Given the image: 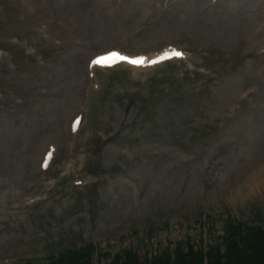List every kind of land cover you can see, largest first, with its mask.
Returning <instances> with one entry per match:
<instances>
[{
  "label": "rangeland",
  "instance_id": "374dc122",
  "mask_svg": "<svg viewBox=\"0 0 264 264\" xmlns=\"http://www.w3.org/2000/svg\"><path fill=\"white\" fill-rule=\"evenodd\" d=\"M26 1L39 13L51 14L56 13V7L62 0ZM243 1L222 0L223 7L216 9L210 8L208 0H180L174 7L170 0H132L123 6L115 0L73 2L84 12L98 14L100 7H104L109 16L121 15V19L112 22L120 34L119 43L137 51H155L168 43L186 46L190 42L200 54L207 49L198 48L206 39L210 42L216 36L230 41L235 37V30H240L243 36L240 51L233 53L246 55L242 61H235L237 65L244 63L237 73H229L225 64L227 57L217 46L216 58L205 64L210 69L214 68L216 73V77L207 82L208 88L197 91L194 83L174 86L168 80L152 89L128 86L130 90H139L134 93L129 109L123 113L121 107L108 109L109 104H98L94 109L98 113L94 132L83 128L80 134L70 136L67 131L69 116L82 108V97L89 94L85 86L78 84L82 73H79L80 67L74 63L64 64L62 70H57L58 75L47 68H32L27 64L16 71L4 66L0 68L3 73L0 74V89L7 99L14 94L33 95L44 104L45 113H40V120L47 122L50 118L48 123L38 127L31 119L34 117L27 112H9L6 107L0 109L9 112L8 116H0V264H12L15 259L30 257L42 259L69 241H74L77 247L74 237L80 232L92 234L100 243L109 240L100 245L108 253L130 248L139 261H148L150 256L163 251L168 244L172 248L174 242L184 241L187 237L197 242L198 228L194 230L189 224L184 225V220L178 219L198 209L213 216L208 237L203 231L208 244L216 243L222 235L227 215L249 222L252 210L257 208L264 221V188L262 195L255 193L256 188H252L253 195L242 188L250 177L255 181L261 176L264 178V165L259 166L257 162L255 165L247 164L251 159L248 153L253 154L255 150L254 140L245 141L246 135L238 134L241 152L219 159L212 157L210 150L202 155L201 139L188 152L170 146L179 137L190 136L194 122L208 126L213 120H218L219 114L225 112L235 101V96L245 88L257 84L264 91L255 76L257 69H264V58L254 56L260 40L255 44L248 41L249 36H254L257 10L254 3L249 6V2L254 0ZM251 14L254 15L252 21ZM126 19L131 20L127 22L129 28L122 27ZM248 20L251 22L247 23ZM211 23L216 27L213 35H203L201 32L208 30ZM93 24L98 25L97 18ZM119 28L127 34L118 32ZM89 55L86 51L81 64ZM230 63L231 58L228 66ZM119 88L125 89V86ZM231 90L234 91L232 99ZM118 92L116 88L111 90L109 99L114 100ZM258 103L257 100L255 105L252 104L249 111L258 110ZM250 121L264 132L260 126L261 118L248 119ZM118 129L121 135L113 137ZM203 132L207 133L206 130ZM96 134L109 141L100 154L91 157L90 163L86 160L84 178L98 176V193L57 192L52 203L29 206V199L45 193L47 183L25 184L30 179L35 180L31 175L32 168L45 145L56 140L68 142L73 148L72 154L62 152L65 163L60 174L80 177L85 147ZM218 146L215 145L216 148ZM261 153L264 150L256 155ZM208 158L217 160L214 184L199 168ZM96 164L99 168L95 167ZM191 173L195 177L183 187L181 184H186L183 181ZM68 217L71 218L65 221ZM152 223L158 227L149 239L145 231ZM122 236L126 238L119 239ZM18 250V254L12 253ZM99 261L103 263V260ZM253 262L256 261L246 259L241 264Z\"/></svg>",
  "mask_w": 264,
  "mask_h": 264
},
{
  "label": "snow or ice",
  "instance_id": "6c2138e0",
  "mask_svg": "<svg viewBox=\"0 0 264 264\" xmlns=\"http://www.w3.org/2000/svg\"><path fill=\"white\" fill-rule=\"evenodd\" d=\"M173 55L177 58L182 57V53H179V52H175ZM168 58H171V57H169L167 55L165 57H162V59H168ZM116 60L124 61L126 63L136 65V66H140V65H143L145 63V59L143 57L128 58V57L121 56V55L114 53V52L110 53L108 55H105V56H101V57L93 60L92 63L95 65H104V64H108L112 61H116ZM158 62H160V61L159 60L152 61L153 64L158 63Z\"/></svg>",
  "mask_w": 264,
  "mask_h": 264
},
{
  "label": "trees",
  "instance_id": "16d2710c",
  "mask_svg": "<svg viewBox=\"0 0 264 264\" xmlns=\"http://www.w3.org/2000/svg\"><path fill=\"white\" fill-rule=\"evenodd\" d=\"M259 245V249L260 251L262 252V249L264 248V245L263 244H258ZM242 256L244 255H240L239 257L238 256H235V255H232V256H229V258L227 259H222L221 261L223 262H219L218 264H224V262H226L225 264H240V262L242 261H245L246 259H249V260H252V261H256L254 264H264V252L262 253H257L256 254V258H242ZM175 257V256H174ZM153 264H156L155 262ZM158 264H161V262H158ZM164 264H188L187 262L184 261V258L182 259L181 257H175L174 259V262L173 260L170 261V263H168V260H166L164 262Z\"/></svg>",
  "mask_w": 264,
  "mask_h": 264
},
{
  "label": "bare ground",
  "instance_id": "6f19581e",
  "mask_svg": "<svg viewBox=\"0 0 264 264\" xmlns=\"http://www.w3.org/2000/svg\"><path fill=\"white\" fill-rule=\"evenodd\" d=\"M263 146V144L262 143H258V145H257V147H256V149H258V148H260V147H262ZM262 185V184H261Z\"/></svg>",
  "mask_w": 264,
  "mask_h": 264
}]
</instances>
